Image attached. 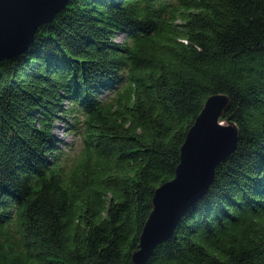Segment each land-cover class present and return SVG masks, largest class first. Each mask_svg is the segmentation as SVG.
<instances>
[{
    "label": "trees",
    "instance_id": "1",
    "mask_svg": "<svg viewBox=\"0 0 264 264\" xmlns=\"http://www.w3.org/2000/svg\"><path fill=\"white\" fill-rule=\"evenodd\" d=\"M214 95L236 148L145 264H264V0H70L0 63V264H133Z\"/></svg>",
    "mask_w": 264,
    "mask_h": 264
},
{
    "label": "water",
    "instance_id": "2",
    "mask_svg": "<svg viewBox=\"0 0 264 264\" xmlns=\"http://www.w3.org/2000/svg\"><path fill=\"white\" fill-rule=\"evenodd\" d=\"M69 1L0 0V63L23 53L37 28L52 22ZM229 104L224 95L204 103L180 148L175 178L154 193L133 264H145L156 246L170 238L184 212L207 191L215 166L235 150L238 129L229 119H220Z\"/></svg>",
    "mask_w": 264,
    "mask_h": 264
},
{
    "label": "rangeland",
    "instance_id": "3",
    "mask_svg": "<svg viewBox=\"0 0 264 264\" xmlns=\"http://www.w3.org/2000/svg\"><path fill=\"white\" fill-rule=\"evenodd\" d=\"M123 38L124 36L121 34L116 35V40L118 41H122ZM107 95L109 96V93H105L102 98L104 99ZM73 124L74 122L69 118L64 121L59 120L54 130V138L58 142V148L69 157L77 154L81 148L80 134L69 130Z\"/></svg>",
    "mask_w": 264,
    "mask_h": 264
}]
</instances>
